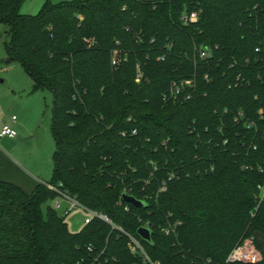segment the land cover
Masks as SVG:
<instances>
[{
	"label": "trees",
	"instance_id": "1",
	"mask_svg": "<svg viewBox=\"0 0 264 264\" xmlns=\"http://www.w3.org/2000/svg\"><path fill=\"white\" fill-rule=\"evenodd\" d=\"M22 1L0 0L5 62L52 94L47 182L121 229L72 232L44 183L0 180V264H141L123 231L158 264H247L246 239L264 264V0Z\"/></svg>",
	"mask_w": 264,
	"mask_h": 264
},
{
	"label": "rangeland",
	"instance_id": "2",
	"mask_svg": "<svg viewBox=\"0 0 264 264\" xmlns=\"http://www.w3.org/2000/svg\"><path fill=\"white\" fill-rule=\"evenodd\" d=\"M52 3H59L66 0H49ZM46 0H23L20 6V13L26 15H34L39 12ZM7 26L0 23V94L2 89H9L10 91L14 88H22L28 83H32L31 78L25 72L21 64L14 62L7 64L5 41L9 39L7 34ZM2 80V81H1ZM11 86H15L14 88ZM17 94H23L17 92ZM24 92V91H23ZM45 98V109L43 120L38 129V136H27L23 139V142L17 146L16 158L21 164L33 170L41 176V178L49 181L52 178L53 163L52 153L55 149V141L51 133V108H52V94L48 90L42 92ZM3 106L0 101V119L4 116H10L12 111L9 107L3 110ZM6 119V117H5ZM51 207L60 215H63L62 209L55 208V199H49L43 204V209ZM89 216V213L81 207H75L65 215V221L68 228L72 232H78L84 227V219Z\"/></svg>",
	"mask_w": 264,
	"mask_h": 264
},
{
	"label": "crops",
	"instance_id": "3",
	"mask_svg": "<svg viewBox=\"0 0 264 264\" xmlns=\"http://www.w3.org/2000/svg\"><path fill=\"white\" fill-rule=\"evenodd\" d=\"M32 87L33 83H28L22 88H14L17 92L25 93V96L17 94L14 89L11 91L2 89V94H0L3 110L9 107L12 111H17L0 119V127L4 123H9L17 131L14 138L0 136V180L17 184L28 192L32 191L37 183L47 182L37 172L30 170L16 158L17 146L27 136H38L37 131L44 117L45 109L43 107L46 105L42 95L44 90H33ZM12 115L16 116L14 122L10 119Z\"/></svg>",
	"mask_w": 264,
	"mask_h": 264
},
{
	"label": "built area",
	"instance_id": "4",
	"mask_svg": "<svg viewBox=\"0 0 264 264\" xmlns=\"http://www.w3.org/2000/svg\"><path fill=\"white\" fill-rule=\"evenodd\" d=\"M197 18V14L195 11H192L190 13H186L182 16V19L184 21L188 20H195ZM208 55L207 50H201L200 51V56L205 57ZM113 64L116 63V60L113 59L112 61ZM185 84H190L189 80L185 81ZM179 88H176V92H178ZM242 113H240L241 115ZM11 121L14 122L16 119L15 115L11 116ZM17 135V131L9 124V123H4L0 127V136H6L10 138H14ZM171 177H169L170 179ZM46 187L53 191L56 194L55 199V208L57 209H62L64 214H67L70 209L75 208V207H81L85 211L89 213V216H87L84 219V223H88L91 219L94 217L105 221L106 223L110 224L112 228H117L121 229L120 227H117L112 220L103 212L91 210L84 205H82L78 199L75 196H72L66 189L63 188L62 183L59 182L57 184L49 183V182H44ZM165 189V184L160 188V190ZM257 189L259 192V196L261 198L264 197V183L258 184ZM123 231V230H122ZM125 235L128 237L129 240V247L130 251L133 254H138L142 260L141 264H158L156 261L152 260L149 255L146 253L144 250L139 238L136 236L127 233L123 231ZM164 232L166 234L173 233L175 232V228H166L164 229ZM262 260V255L260 252L255 248L254 244L252 243L251 239H246L242 243L237 244L235 247L231 249L229 254L227 255L226 261L235 263V262H241V263H247V264H255L258 263L259 261Z\"/></svg>",
	"mask_w": 264,
	"mask_h": 264
},
{
	"label": "water",
	"instance_id": "5",
	"mask_svg": "<svg viewBox=\"0 0 264 264\" xmlns=\"http://www.w3.org/2000/svg\"><path fill=\"white\" fill-rule=\"evenodd\" d=\"M122 197L126 202L131 203L135 206H142L144 204L142 201L136 199L134 196L129 194H123ZM137 234L141 239L147 242H151L152 230L149 227H145V226L139 227L137 230Z\"/></svg>",
	"mask_w": 264,
	"mask_h": 264
}]
</instances>
